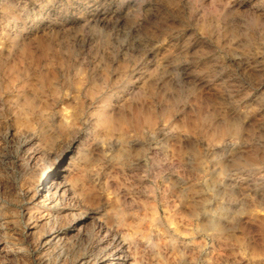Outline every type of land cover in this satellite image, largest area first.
Wrapping results in <instances>:
<instances>
[{"label": "rangeland", "instance_id": "1", "mask_svg": "<svg viewBox=\"0 0 264 264\" xmlns=\"http://www.w3.org/2000/svg\"><path fill=\"white\" fill-rule=\"evenodd\" d=\"M0 264H264V0H0Z\"/></svg>", "mask_w": 264, "mask_h": 264}]
</instances>
